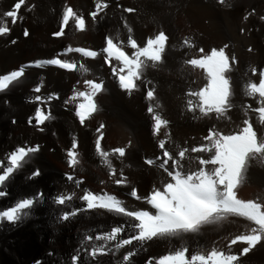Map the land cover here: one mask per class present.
Instances as JSON below:
<instances>
[{
    "label": "bare ground",
    "instance_id": "bare-ground-1",
    "mask_svg": "<svg viewBox=\"0 0 264 264\" xmlns=\"http://www.w3.org/2000/svg\"><path fill=\"white\" fill-rule=\"evenodd\" d=\"M14 2L0 0V19L12 29L9 36L0 37V74L38 59L51 58L68 45L99 49L108 35L114 38L118 35L126 40L125 21L133 28V37L142 45L146 38L161 30L169 35L162 62L148 67L144 76L145 80L152 81L147 87L155 89L156 100L152 103L159 104L156 111L169 122L161 128L158 136L153 135V121L147 112L150 103L146 99L147 87L141 84L140 89L131 94L122 90L102 56L90 59L69 54L63 57L83 62L87 72L62 70L54 66L28 67L25 77L0 93V158H6L18 146L40 145V151L7 183L9 195L0 198V209L20 197L37 192L46 194L44 202L36 205L26 219L15 224L0 222V264H69L70 254L80 246L85 234L106 231L114 223H122L128 218L97 210L61 222L57 216L63 206L53 204V196L75 192L76 197L70 202L69 210L73 206H83L78 197L84 190H89L113 195L129 210L154 211L145 201L132 198L129 192L131 187H135L140 195H146L153 185L159 186L164 178L160 169L145 164L146 158L159 155V140L168 139V147L173 151L177 150L176 146L199 145L204 142L203 138L213 124L224 132L234 131L243 118L242 104L256 106L246 94V84L258 82L259 73L264 69V22L259 19L264 15V0H227L231 7L218 5L216 0H105L109 7L100 14L96 23L88 16L95 10V0H26V6L20 10L24 19L13 25L3 13ZM33 4L35 8L29 11ZM65 4L85 16L87 30L77 32L70 24L65 29V36L55 38L51 34L59 29ZM128 7L136 11L125 12ZM253 8L256 14L243 21L245 11ZM242 27L246 29L243 34L240 32ZM25 28L29 31L28 37L23 35ZM185 38L193 40L206 51L227 44L228 54L236 57L237 63L229 73L235 105L230 112V121L217 120L214 114L202 117L199 112L194 118L193 113L187 110V100L192 98L187 93L203 87L207 80L203 70L184 63L185 59L198 54L196 49H187L182 45ZM12 40L16 43H11ZM249 48L252 51H248ZM126 51L131 54L132 50L126 48ZM252 69L257 70L255 76ZM87 79L102 81L104 90L95 98L97 112L81 126L74 115V105L65 101L74 95L75 90L88 91L84 83ZM37 85L41 87L40 93L33 91ZM36 95L52 96L53 99H46L41 104L35 101ZM36 107L50 111L55 119L39 126L35 121L28 124ZM252 118L255 127L264 132V126L255 122L254 115ZM13 120L16 123H12ZM101 123L104 124L101 130L104 150L110 152L115 147L126 148L125 157L113 156L110 159L118 172L122 169L127 176V186L115 185L109 179V169L95 154V139L99 135L96 129ZM40 127L43 132L39 131ZM73 137L78 140L81 158V164L75 170L66 163V151ZM192 166L195 167L194 162ZM36 168L40 169L41 175L30 178ZM66 173L83 181L80 188L66 179ZM237 193L241 199L264 200V161L250 162L246 178ZM251 226V222L242 217L230 216L205 225L198 234L154 240L145 245L147 251H141L134 258V264H145L149 257H158L181 245H187L190 252L209 251L213 246L225 248L230 238ZM244 246L234 245L231 251L238 253ZM126 250L129 249H122L121 253ZM119 258L118 253L99 259L100 264H116ZM240 264H264V243L243 256Z\"/></svg>",
    "mask_w": 264,
    "mask_h": 264
},
{
    "label": "snow or ice",
    "instance_id": "snow-or-ice-1",
    "mask_svg": "<svg viewBox=\"0 0 264 264\" xmlns=\"http://www.w3.org/2000/svg\"><path fill=\"white\" fill-rule=\"evenodd\" d=\"M221 6L231 7L227 0H216ZM22 6H26V0H15L13 6L3 13L5 18L11 20L13 25L22 22L20 15ZM109 7L105 0H95V10L88 13L93 23L97 22L100 14ZM35 5H31V11ZM125 12L132 13L136 9L128 7ZM256 14L255 8L245 11L242 19L248 21ZM259 19L264 22V15ZM74 25L77 32L87 30L88 21L83 14L77 13L74 8L65 4L60 18L59 29L52 32V36L60 38L65 36V29ZM127 29L126 40L118 35L114 38L108 35L104 38V44L99 49L68 45L61 52H57L51 58L38 59L20 66L15 70L0 74V93L5 92L16 82L26 75V68L55 66L62 70L87 72L83 62L76 59H67L69 54H79L82 58L95 59L103 57L104 62L110 67L114 77L117 78L119 87L131 94L140 89L141 84L146 87L152 84L151 80H145V71L148 67H154L162 62L169 44V35L161 30L158 34L146 38L143 43H138L133 37V28L124 22ZM245 28H241L243 34ZM12 29L7 22L0 19V37L11 34ZM25 37L29 36L27 28L23 30ZM11 43L15 44L16 40ZM182 45L187 49H196V55L184 60V63L194 69H201L206 74L207 83L196 90H189L187 95V110L195 114L199 112L202 117L215 115L217 120H231L233 103V86L229 73L237 63L235 56H230L226 51L229 45L220 48L205 50L198 47L193 40L185 38ZM130 48L131 54L126 51ZM248 51H252L249 48ZM256 69H252L255 76ZM43 82L41 81V84ZM79 83V81L77 82ZM84 83L88 91H74V95L65 101L66 104L74 105V115L81 126L92 118L97 112V94L104 90L103 82L87 79ZM246 94L251 97L253 104H242L243 118L241 124L234 131L224 132L215 124L207 130L204 142L195 146H176L177 150H170L168 139H160L158 142L159 155L146 158L145 164L155 166L162 171L164 178L159 186L153 185L152 190L146 195H140L135 187H131L129 195L136 200H143L150 205V210H129L120 199L108 193H93L84 190L78 198L83 206L68 208L70 202L76 197V193H58L52 197V203L63 206L57 220L67 222L78 215L89 212L104 210L115 213L118 217H127L124 222L114 223L106 231L95 235L85 234L80 241V246L70 254L69 264H100V257L116 256L120 258L116 264H134V258L141 251H147L145 245L154 240L183 237L184 234H198L208 224L217 223L230 216L242 217L251 222V227L238 235L230 238L225 248L213 246L209 251L193 250L187 245H181L158 257H149L145 264H240L243 256L250 253L257 245L264 243V200L241 199L237 190L244 182L251 161H264V132H260L254 125L255 122L264 126V72L259 73L258 82L246 84ZM33 91L41 92L37 85ZM53 99L52 96H35V101L44 103L45 100ZM146 99L150 102L147 112L153 121V135L158 136L161 128L168 125L156 111L159 104L152 103L156 100L155 89L147 87ZM77 101H79L77 103ZM252 115H249V114ZM55 117L51 112H45L41 107H36L34 116L28 119V124L35 121L36 125H44L46 121ZM12 123H16L15 120ZM104 124L101 123L96 129L99 135L95 139V154L109 169V179L115 185L127 186L128 178L123 170H117L113 166L110 157L123 158L126 155L125 147H115L110 152L104 150L101 141L104 134L101 131ZM39 131L43 132L42 127ZM130 144V142H129ZM78 140L73 137L70 148L66 151V163L75 170L81 164ZM40 151V145L36 144L18 146L12 150L6 158H0V198L9 195L7 183L13 175L24 165L29 163L31 157ZM208 154L207 156L203 154ZM192 154H198L193 156ZM193 162L195 167L192 166ZM41 171L36 168L31 172L30 178L39 177ZM66 179L73 182L76 188H80L82 180L72 174H65ZM104 183V181H101ZM44 192H37L30 196L20 197L14 204L0 209V222L15 224L26 219L34 207L45 200ZM245 245L238 253L231 251L232 246ZM128 248L121 253L122 249ZM51 255V253H49ZM39 264V262H37Z\"/></svg>",
    "mask_w": 264,
    "mask_h": 264
},
{
    "label": "rangeland",
    "instance_id": "rangeland-1",
    "mask_svg": "<svg viewBox=\"0 0 264 264\" xmlns=\"http://www.w3.org/2000/svg\"><path fill=\"white\" fill-rule=\"evenodd\" d=\"M15 201H16V200H15ZM15 201H14V202H15ZM14 202H12L11 204H14ZM11 204H10V205H11Z\"/></svg>",
    "mask_w": 264,
    "mask_h": 264
}]
</instances>
